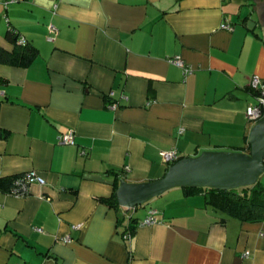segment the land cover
Wrapping results in <instances>:
<instances>
[{
  "label": "crops",
  "instance_id": "obj_1",
  "mask_svg": "<svg viewBox=\"0 0 264 264\" xmlns=\"http://www.w3.org/2000/svg\"><path fill=\"white\" fill-rule=\"evenodd\" d=\"M252 1L0 0V44L13 47L11 25L39 51L27 67L0 63V177L45 180L26 195L0 190V264H264V219L230 216L205 191L173 187L131 209L104 200L115 173L161 178L164 150L250 152V81L264 78ZM69 130L76 144L59 143ZM150 208L162 223L140 224Z\"/></svg>",
  "mask_w": 264,
  "mask_h": 264
},
{
  "label": "water",
  "instance_id": "obj_2",
  "mask_svg": "<svg viewBox=\"0 0 264 264\" xmlns=\"http://www.w3.org/2000/svg\"><path fill=\"white\" fill-rule=\"evenodd\" d=\"M252 12L256 18L247 21L248 28L253 30L260 26L264 34V0H253ZM249 143V153L207 151L196 157L181 158L156 180H121L116 190L117 200L121 206L131 209L173 187L231 189L255 184L264 172V116L251 129Z\"/></svg>",
  "mask_w": 264,
  "mask_h": 264
},
{
  "label": "trees",
  "instance_id": "obj_3",
  "mask_svg": "<svg viewBox=\"0 0 264 264\" xmlns=\"http://www.w3.org/2000/svg\"><path fill=\"white\" fill-rule=\"evenodd\" d=\"M253 5V1L251 2ZM246 17L244 20H248ZM8 39L13 43L11 49L4 47L0 44V63L12 66L27 67L38 56V49L31 42L25 44L18 42V37L10 29H8ZM262 38V35L259 34ZM4 83L0 77V86ZM252 93L258 94L257 91L251 89ZM0 96V107L4 98ZM109 99V95L107 97ZM109 103L113 102L109 99ZM9 131L0 125V139L7 138ZM250 147V145H249ZM251 148V147H250ZM182 157H180L181 159ZM26 173V172H25ZM25 173L0 177V190L11 191L15 186L17 178L23 176ZM116 175V185L114 193L104 200L113 207H119V202L116 196V190L119 186V175ZM119 180V181H118ZM187 195H192L205 191L208 196V203L212 204L215 208L221 209L228 215L239 218L243 221H260L264 219V184L259 180L252 185H244L231 189H217L206 186H185L182 187ZM121 220H119L120 222ZM121 225V223L119 224ZM132 232H135V220L129 225ZM127 228V227H126ZM126 228L123 232H125Z\"/></svg>",
  "mask_w": 264,
  "mask_h": 264
},
{
  "label": "built area",
  "instance_id": "obj_4",
  "mask_svg": "<svg viewBox=\"0 0 264 264\" xmlns=\"http://www.w3.org/2000/svg\"><path fill=\"white\" fill-rule=\"evenodd\" d=\"M18 1L19 0H5L4 4L7 6L8 4L15 3ZM222 27L228 30L234 29L233 25L228 22L223 23ZM9 29L14 34L17 35L19 43L25 44L28 42V39L24 35H22L16 28L9 25ZM48 31H49L48 40L50 41L55 40L59 33V28L57 27V25H55L54 23H50L48 25ZM170 60L176 65L183 68L184 73H190L193 71L192 65L186 63V61H184V59L180 55L171 57ZM250 87L253 90L257 91L258 94L255 95V102L249 104L246 113L250 120L257 122L264 116V78L260 76H256V75L253 76L250 81ZM113 94L114 93L111 92L109 96H112ZM1 95H2V91L0 90V96ZM108 107L116 108L117 103L111 102L108 104ZM58 140H59V143H62V144L74 145L76 144V133L74 130H69L67 132L60 134ZM162 157H163V160L167 164L172 165L173 163L178 161L181 156L177 149L172 148L169 150L162 151ZM124 169L129 170V166H126ZM33 182H39L41 184H44L45 180L43 177L38 175L36 171H28L23 176L16 179L14 188L9 192L12 194H16V195H26L29 192V187L31 183ZM162 222L163 220L159 216V211L157 209L150 208L148 210L147 216L143 218L140 224L154 225V224H159ZM74 227L78 228L79 225H76ZM38 230L41 231L42 229L38 228ZM123 235L126 240H131L134 236L131 227L127 226ZM66 241H70V237L66 238ZM247 254H249L248 251L245 252V255ZM16 264H24V263H16Z\"/></svg>",
  "mask_w": 264,
  "mask_h": 264
},
{
  "label": "rangeland",
  "instance_id": "obj_5",
  "mask_svg": "<svg viewBox=\"0 0 264 264\" xmlns=\"http://www.w3.org/2000/svg\"><path fill=\"white\" fill-rule=\"evenodd\" d=\"M3 20H4V19H3ZM3 20H2V21H3Z\"/></svg>",
  "mask_w": 264,
  "mask_h": 264
}]
</instances>
